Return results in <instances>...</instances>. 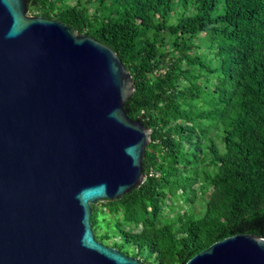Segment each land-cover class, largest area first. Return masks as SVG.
I'll return each mask as SVG.
<instances>
[{
    "label": "trees",
    "instance_id": "trees-1",
    "mask_svg": "<svg viewBox=\"0 0 264 264\" xmlns=\"http://www.w3.org/2000/svg\"><path fill=\"white\" fill-rule=\"evenodd\" d=\"M28 6L113 48L136 80L127 113L153 130L146 181L92 206L97 239L186 264L224 238L264 237V0Z\"/></svg>",
    "mask_w": 264,
    "mask_h": 264
},
{
    "label": "water",
    "instance_id": "water-1",
    "mask_svg": "<svg viewBox=\"0 0 264 264\" xmlns=\"http://www.w3.org/2000/svg\"><path fill=\"white\" fill-rule=\"evenodd\" d=\"M135 85L107 44L0 0V264H147L91 219L147 179L153 130L125 108ZM186 264H264V237L224 238Z\"/></svg>",
    "mask_w": 264,
    "mask_h": 264
},
{
    "label": "rangeland",
    "instance_id": "rangeland-1",
    "mask_svg": "<svg viewBox=\"0 0 264 264\" xmlns=\"http://www.w3.org/2000/svg\"><path fill=\"white\" fill-rule=\"evenodd\" d=\"M73 3H75V1H73ZM30 14H31V13H30ZM32 15H33V14H32ZM205 35H206V34H203V36H205ZM207 35H209V34H207ZM175 203H176V202H175ZM176 204H177V203H176ZM179 205L181 206V205H183V203H181V204H179ZM179 205H178V206H179ZM198 208H199V207H198ZM198 208H197V209H198Z\"/></svg>",
    "mask_w": 264,
    "mask_h": 264
}]
</instances>
